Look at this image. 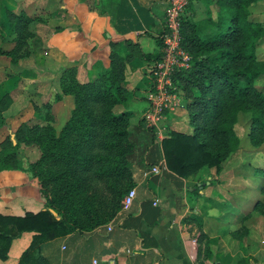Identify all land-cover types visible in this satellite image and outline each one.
<instances>
[{
	"label": "trees",
	"instance_id": "obj_1",
	"mask_svg": "<svg viewBox=\"0 0 264 264\" xmlns=\"http://www.w3.org/2000/svg\"><path fill=\"white\" fill-rule=\"evenodd\" d=\"M254 2L214 0L212 17L198 21L181 18V46L189 55V65L176 70L172 82L185 101L191 132L167 130L158 142L166 168L175 175L210 167L218 172L237 148L235 125L240 113L248 114L249 144L257 146L264 137V83L258 84L264 76V60L255 54L264 41V26L248 18ZM4 15L7 31L14 37L13 46L0 54L14 63L30 52L28 25L33 18L22 10L6 8ZM138 55L156 62L160 53L151 57L139 51ZM125 63L111 49L108 68L87 82L76 80L74 66L64 68L58 78L60 91L53 100L70 95L73 105L59 131L50 124L52 115L46 102L41 123L21 125L16 142L8 140L0 148V171L26 172L36 179L43 198V209L35 213L0 214V260L7 257L14 238L32 232L17 264H49L66 236L88 234L112 222L122 208L123 194L141 173L139 165L152 163L147 161L151 129L129 124L131 112H112L135 92L124 87ZM20 144L38 150V156L25 166L15 157ZM262 207L256 200L252 209L261 213ZM231 234L238 236V230Z\"/></svg>",
	"mask_w": 264,
	"mask_h": 264
},
{
	"label": "crops",
	"instance_id": "obj_2",
	"mask_svg": "<svg viewBox=\"0 0 264 264\" xmlns=\"http://www.w3.org/2000/svg\"><path fill=\"white\" fill-rule=\"evenodd\" d=\"M52 1L55 8L62 9L64 18L70 21L62 26L55 25L54 27L60 28L55 30L53 27L47 39L40 35L29 39L32 44L31 52L21 60H29L32 54L51 60L54 55L60 61V69H56L59 66L57 65L42 72L54 75V72L74 66L76 79L87 82L108 68V53L114 49L126 59L125 89H135L134 93L143 97L141 92L145 93L149 86L148 76L153 62L139 57L138 53L141 51L151 57L160 53L159 36L163 29L166 0ZM213 1L190 0L183 10L182 20L198 21L209 15L212 17ZM40 41L45 42L47 47L44 44L40 46ZM36 44L39 45L38 48ZM7 46L6 50L11 48V40L7 42ZM46 51H49L48 54ZM57 88H50L52 96ZM135 97L131 102H138ZM55 103L66 104L63 107L65 113L60 124L62 126L72 107L71 96L62 95ZM55 103L51 107V115L57 120L58 117L52 114L53 109L58 108ZM145 108L146 105L140 112L128 109L121 111L131 112L129 124L144 127L140 116ZM183 111L186 112L185 107L165 114L163 126L166 130L184 134L191 132L179 130ZM184 127L183 124V129ZM151 135L152 147L147 150V161L152 163H141V173L163 160L159 141L153 133ZM212 171L211 168H201L194 173L178 176L169 171L163 162L157 173H139L134 177L132 187L135 195L130 205L123 206L121 201L122 208L116 212L112 222H107L91 233L66 236L62 243L57 244L58 254L49 260V264H93L92 259L95 260L94 264L212 263L214 256L210 262L203 260V244L215 236L214 227L216 229L219 221L225 220L224 235L239 240L241 235L233 236L231 232L239 226L242 216L250 210L247 203L243 206L233 204L237 206V211L227 219L223 215L225 208H215V190L222 187V184L212 183ZM255 201L249 205L250 208ZM41 209L43 198L35 178L22 170L0 171L1 214L23 215L24 212L35 213ZM31 235L32 232H22L13 239L7 250V257L0 260V264H17V258L28 246ZM212 250L215 255V246ZM233 256L234 254L231 255L232 258Z\"/></svg>",
	"mask_w": 264,
	"mask_h": 264
},
{
	"label": "rangeland",
	"instance_id": "obj_3",
	"mask_svg": "<svg viewBox=\"0 0 264 264\" xmlns=\"http://www.w3.org/2000/svg\"><path fill=\"white\" fill-rule=\"evenodd\" d=\"M4 8L13 12L22 10L33 18L28 25L29 30L32 32L31 38L40 35L47 39L55 25L62 26L65 22L70 21V19L64 18L61 8H55L52 0H0V50L2 51L10 49L6 50L8 47L7 42L10 40L13 46L14 37L7 31ZM248 18L264 26V0H255L250 5ZM30 43L31 47L32 44ZM43 44L44 47H47L45 42L40 41V46H43ZM38 47L39 45L36 44V48ZM35 52L37 53V51ZM48 52L46 51L47 54ZM255 54L258 59L264 60V41L255 48ZM54 57L53 55L51 60L48 58L42 59L38 58V54L37 56L32 54L29 60H21V58L13 63L10 62L8 57L6 58V56L4 57V55L0 54V148H3L8 143L10 133L13 136L14 143L16 142V137L20 136L17 133V129L21 125L29 126L41 123L40 115L43 113L44 103L48 102L50 104L51 113V107L56 101L53 100L54 95L50 94V88H57L58 86L57 92L60 91L58 84L60 71L56 70L57 73L54 72V75H49L42 71H48V67L55 68L59 65L60 61ZM60 67L59 65L56 69H60ZM262 83H264V76L258 82V84ZM141 93H143V97L134 93L133 97L129 98L124 105L115 106L112 112L117 114L123 109H128L129 111L138 110L140 112L146 105L145 93ZM134 97L138 102H131ZM55 105L56 107L58 105V108L53 109L52 114L58 118L56 120L52 116L50 124L57 133L61 127L62 116L65 113L63 107L66 104L55 103ZM180 124L179 130L187 133L191 131L185 111L181 113ZM183 124L185 125L184 129ZM235 132L237 148L223 161L218 172L213 167H210L213 170L212 174H214L213 176L211 174L212 183L222 184V187L215 190V204L217 206L215 208L217 210L225 208L223 210L225 214L223 215L227 216L225 217L227 219L231 217L233 212L237 211V206L233 204L238 203L243 206L244 203H247V207L250 210H248L249 214L247 217L241 220L239 226L235 229L241 235L240 238L238 237L239 240L224 235L226 234L223 231L226 228V225L223 224L225 220L222 218L224 221H219L217 228L215 229L214 227L215 236L207 239L205 244H203L205 247L203 260L210 262L214 256L210 264H264V137L257 146L249 144L247 139L248 114L243 113H240L237 117ZM37 156L38 150L35 146H24L22 144L17 147L15 153L16 159H19L22 166H25L27 162L33 161ZM121 187L122 189L125 187L123 183ZM115 197L117 199L118 195ZM255 200L263 204V207L259 208L261 213L249 206ZM242 227L245 229L244 231ZM214 246L215 255L212 250ZM233 254L232 258L231 255Z\"/></svg>",
	"mask_w": 264,
	"mask_h": 264
},
{
	"label": "built area",
	"instance_id": "obj_4",
	"mask_svg": "<svg viewBox=\"0 0 264 264\" xmlns=\"http://www.w3.org/2000/svg\"><path fill=\"white\" fill-rule=\"evenodd\" d=\"M190 0H166L163 14V29L159 36L160 56L153 62L149 70V86L145 92L146 108L140 118L144 127L151 129L155 139L160 141L167 130L163 126L165 114L185 107L181 93L172 82V75L178 69L189 65V55L181 46L180 23L182 13ZM182 101V104H181ZM184 101V103H183ZM163 160L152 165L143 174L157 173ZM135 195L134 187H130L122 196L124 205L130 204ZM92 263L95 260L92 259Z\"/></svg>",
	"mask_w": 264,
	"mask_h": 264
},
{
	"label": "water",
	"instance_id": "obj_5",
	"mask_svg": "<svg viewBox=\"0 0 264 264\" xmlns=\"http://www.w3.org/2000/svg\"><path fill=\"white\" fill-rule=\"evenodd\" d=\"M10 140H11V142H12V144H14V140H13V136H12V134L10 133ZM50 211V213L52 214V215H55V212L54 211H52V210H49Z\"/></svg>",
	"mask_w": 264,
	"mask_h": 264
}]
</instances>
